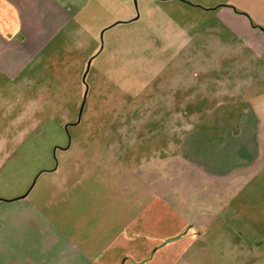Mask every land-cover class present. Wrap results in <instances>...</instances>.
Wrapping results in <instances>:
<instances>
[{"label":"rangeland","instance_id":"rangeland-1","mask_svg":"<svg viewBox=\"0 0 264 264\" xmlns=\"http://www.w3.org/2000/svg\"><path fill=\"white\" fill-rule=\"evenodd\" d=\"M84 14L82 45H58L53 66L78 59L68 72L78 81L60 92L53 119L0 153V180L12 183L1 193L24 182L25 192L55 195L63 221L69 194H116V165L147 163L154 188L162 173L199 232L182 264H264V129L258 164L226 179L186 170L177 147L189 130L235 125L224 112L243 98L248 73L231 28L264 30V0H94Z\"/></svg>","mask_w":264,"mask_h":264},{"label":"crops","instance_id":"crops-1","mask_svg":"<svg viewBox=\"0 0 264 264\" xmlns=\"http://www.w3.org/2000/svg\"><path fill=\"white\" fill-rule=\"evenodd\" d=\"M93 1L0 0V153L23 144L42 120L53 119L51 106L60 103V92L78 81L68 78L78 59L53 69L56 47L65 53L69 41L82 45L84 10ZM231 29L247 59L242 72L248 73L243 98L224 112L235 125L216 128L215 136L189 130L177 146L183 168L209 180L243 174L261 154L264 30L245 22L240 32ZM153 168L118 163L116 194H69L63 221L55 195L25 192L24 182L19 193L0 191V264H182L199 232L192 215L163 191L162 173L154 188ZM161 168L166 174L169 163ZM10 181L2 178L0 186L8 188Z\"/></svg>","mask_w":264,"mask_h":264},{"label":"water","instance_id":"water-1","mask_svg":"<svg viewBox=\"0 0 264 264\" xmlns=\"http://www.w3.org/2000/svg\"><path fill=\"white\" fill-rule=\"evenodd\" d=\"M103 34V33H102ZM89 64H90V62H89ZM86 96H87V94H85V97L84 98H86ZM85 100V99H84ZM83 106H84V102H83V105H82V108H83Z\"/></svg>","mask_w":264,"mask_h":264}]
</instances>
